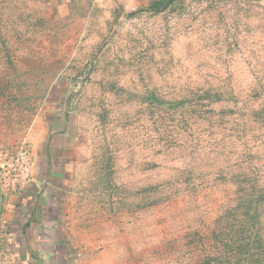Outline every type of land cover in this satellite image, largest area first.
Wrapping results in <instances>:
<instances>
[{"label":"rangeland","instance_id":"rangeland-1","mask_svg":"<svg viewBox=\"0 0 264 264\" xmlns=\"http://www.w3.org/2000/svg\"><path fill=\"white\" fill-rule=\"evenodd\" d=\"M205 263L264 264V0H0V264Z\"/></svg>","mask_w":264,"mask_h":264},{"label":"trees","instance_id":"trees-1","mask_svg":"<svg viewBox=\"0 0 264 264\" xmlns=\"http://www.w3.org/2000/svg\"><path fill=\"white\" fill-rule=\"evenodd\" d=\"M208 261V260H207ZM207 263H209V262H207ZM206 264V263H205Z\"/></svg>","mask_w":264,"mask_h":264},{"label":"built area","instance_id":"built-area-1","mask_svg":"<svg viewBox=\"0 0 264 264\" xmlns=\"http://www.w3.org/2000/svg\"><path fill=\"white\" fill-rule=\"evenodd\" d=\"M23 155V154H22Z\"/></svg>","mask_w":264,"mask_h":264}]
</instances>
